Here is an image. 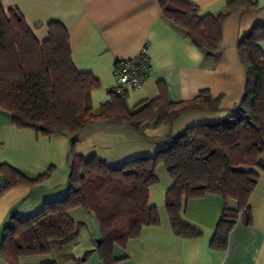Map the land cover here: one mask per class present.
Wrapping results in <instances>:
<instances>
[{"label":"trees","instance_id":"trees-1","mask_svg":"<svg viewBox=\"0 0 264 264\" xmlns=\"http://www.w3.org/2000/svg\"><path fill=\"white\" fill-rule=\"evenodd\" d=\"M160 5L163 17L210 57L216 55L225 18L257 7L251 0H229L219 15L199 16L197 8L184 0H160ZM47 27L48 37L40 43L18 9L0 7V110L9 113L19 129L69 137L67 188L63 196L45 202L38 213L25 219L15 214L9 217L0 240V257L7 264H19L21 257L49 254L51 242L64 241L74 233L76 223L68 212L80 208L93 213L99 223L96 250L100 259L104 264L119 261L112 254L113 245L124 247L139 236L143 226L158 223L155 208L147 203L160 165L171 180L165 207L172 230L179 236L200 234L180 219L182 197L212 193L225 203H237L236 209L224 206L210 241L211 249L224 250L238 213L244 212L245 221H250L249 196L259 179L257 170L264 171V51L258 45L264 40V23L237 41L246 78L243 97L231 114L185 127L153 154L113 166L94 155L75 152L76 138L86 126L116 125L144 137V124L169 123L188 110H216L221 96L212 97L203 89L190 100L170 102L160 95L128 107L125 98L111 90L110 101L95 113L90 94L99 87L98 79L74 67L65 27L54 21ZM51 171L29 179L16 168L0 164V195L19 185L37 186ZM90 253L84 252V262Z\"/></svg>","mask_w":264,"mask_h":264},{"label":"crops","instance_id":"crops-1","mask_svg":"<svg viewBox=\"0 0 264 264\" xmlns=\"http://www.w3.org/2000/svg\"><path fill=\"white\" fill-rule=\"evenodd\" d=\"M184 1L194 5L199 16H217L229 0ZM251 1L257 6L255 10L232 13L223 21L214 57L198 49L183 31L163 17L160 0H0V7L5 11L18 9L40 43L48 37V23L54 21L65 27L74 67L90 72L99 81V87L90 94L95 113L101 104L110 101V91L116 86L115 62L133 58L142 49L150 71L142 87L126 91L128 107L160 95H166L170 102L190 100L203 89L212 97L221 96L216 110H188L169 123L144 124V137L116 125L86 126L76 138L75 152L94 155L113 166L151 155L185 127L219 120L235 110L243 97L246 78L237 41L253 26L264 23V0ZM258 45L264 51V40ZM69 149L67 135L43 136L19 129L12 124L11 115L0 110V164L16 168L29 179L52 168L41 184L15 186L0 195V240L11 215L28 218L38 213L45 202L65 194ZM261 159L264 161V154ZM157 171L160 176L148 189L147 205L155 208L158 223L143 226L139 236L124 247L113 245L112 254L119 259L113 264H264V171L257 170L259 179L249 196L250 221H245L244 212L238 213L224 250L211 249L210 241L224 206L236 209L237 203H225L220 195L212 193L182 197L180 219L199 229L200 234L179 236L172 230L165 207L171 180L163 171ZM2 183L0 175V186ZM68 215L76 223L74 233L64 241L51 242L50 254L21 257L19 264H78L75 257L86 251L91 253L84 264H104L96 250V240L101 238L96 216L79 208ZM0 264L7 263L0 257Z\"/></svg>","mask_w":264,"mask_h":264},{"label":"built area","instance_id":"built-area-1","mask_svg":"<svg viewBox=\"0 0 264 264\" xmlns=\"http://www.w3.org/2000/svg\"><path fill=\"white\" fill-rule=\"evenodd\" d=\"M149 71L150 65L145 49H142V51L133 58L116 61L113 73L117 83L113 90L117 95L125 97V93L128 89H138L142 87ZM75 259L78 264H84L83 255H78Z\"/></svg>","mask_w":264,"mask_h":264},{"label":"rangeland","instance_id":"rangeland-1","mask_svg":"<svg viewBox=\"0 0 264 264\" xmlns=\"http://www.w3.org/2000/svg\"><path fill=\"white\" fill-rule=\"evenodd\" d=\"M157 169H158L159 171H163V173H165V174L167 175V173H166V171H165V169L163 168L162 165L158 166ZM157 169H156V171H157ZM157 172H158V171H157ZM157 175L160 176L159 173H157ZM160 178H162V177H160ZM75 209H77V208H75ZM79 210H82V209L79 208ZM83 211H84V210H83ZM96 242H97V240H96ZM81 246H82V245H81ZM53 249H54V250H53V255H54V253L56 254V250H55L54 247H53ZM50 252H51V251H50ZM49 254H50V253H49ZM71 261H73V258L71 259Z\"/></svg>","mask_w":264,"mask_h":264},{"label":"water","instance_id":"water-1","mask_svg":"<svg viewBox=\"0 0 264 264\" xmlns=\"http://www.w3.org/2000/svg\"><path fill=\"white\" fill-rule=\"evenodd\" d=\"M100 242V240L99 239H97V243H99Z\"/></svg>","mask_w":264,"mask_h":264}]
</instances>
